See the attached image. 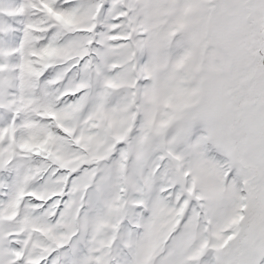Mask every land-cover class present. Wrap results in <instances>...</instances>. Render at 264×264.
<instances>
[{
  "label": "snow or ice",
  "instance_id": "1",
  "mask_svg": "<svg viewBox=\"0 0 264 264\" xmlns=\"http://www.w3.org/2000/svg\"><path fill=\"white\" fill-rule=\"evenodd\" d=\"M0 264H264V0H0Z\"/></svg>",
  "mask_w": 264,
  "mask_h": 264
}]
</instances>
